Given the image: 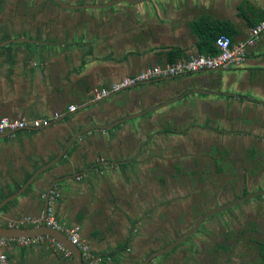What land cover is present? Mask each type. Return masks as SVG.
<instances>
[{
  "label": "crops",
  "instance_id": "crops-1",
  "mask_svg": "<svg viewBox=\"0 0 264 264\" xmlns=\"http://www.w3.org/2000/svg\"><path fill=\"white\" fill-rule=\"evenodd\" d=\"M263 15L264 0H147L35 12L28 20L0 0V44L27 39L0 46V117L52 119L45 128L0 134V202L76 132L137 115L83 133L0 209V225L43 217L46 191L59 179L49 199L57 221L77 228L93 256L108 255L105 264H144L200 211L262 193L211 217L148 264H264V31L240 68L146 81L101 102L93 98L95 88L171 61L175 52L210 54L217 30L200 48L198 20L228 31L237 45ZM70 105L77 110L68 112ZM2 251L7 264L73 262L48 241L8 243Z\"/></svg>",
  "mask_w": 264,
  "mask_h": 264
},
{
  "label": "built area",
  "instance_id": "built-area-1",
  "mask_svg": "<svg viewBox=\"0 0 264 264\" xmlns=\"http://www.w3.org/2000/svg\"><path fill=\"white\" fill-rule=\"evenodd\" d=\"M263 31L264 15L255 25L251 27L249 37L237 45L232 43L229 36L221 34L214 41L216 53L199 54L197 57L190 56L187 58H177L164 64L153 65L140 73L122 78L108 88H95L93 90V98L94 100H100L107 97L111 93H116L121 90L140 85L146 81L173 78L206 71H223L240 68L245 62L247 49L255 43ZM76 110L77 107L75 105H70L68 107V112H75ZM59 116L60 114L55 113L53 119H58ZM51 120V118L27 119L24 117L11 118L9 116H2L0 117V134L6 132L13 134L26 129L45 128L49 126ZM53 194L57 195L56 192H53ZM51 199H54V197L52 196ZM43 222L48 227L63 232L69 241L79 248L82 259L87 264H105L106 262L111 261L108 255L93 256L89 251V246L81 239L78 229L74 227H64L61 225L49 207L45 218H33L26 216L17 219L9 225L12 227H36L41 225ZM44 241H48L54 246V248L63 253L65 256L70 255L60 243L49 237L36 236L32 238L13 239L0 237V264H7V256L2 251V248L8 243H14L17 247L27 248L43 243Z\"/></svg>",
  "mask_w": 264,
  "mask_h": 264
},
{
  "label": "water",
  "instance_id": "water-1",
  "mask_svg": "<svg viewBox=\"0 0 264 264\" xmlns=\"http://www.w3.org/2000/svg\"><path fill=\"white\" fill-rule=\"evenodd\" d=\"M147 0H113L110 1L106 4H102V5H97V4H83L77 7L74 6H67V5H63V2L61 0H56V2L63 6L65 9H70V10H84V9H89V8H105V7H111L114 6L116 4H118L119 2H127L129 4H139L141 2H144ZM17 40H22V39H16V40H9L6 43L3 42L0 44V46H3L7 43H10L12 41H17ZM25 41V40H24ZM200 53H197L195 55H191L194 57L199 56ZM212 72V71H210ZM218 72V71H215ZM117 93V92H116ZM114 95V94H112ZM110 95H108L107 97H104L100 100H96L95 102H101L102 100L109 98ZM163 105H159L157 107H154V109H158V107H161ZM151 109V110H154ZM137 117V115L134 116H128L126 118L120 119L118 121H116L115 123H113L110 126H103V125H92V126H88L86 128H84L81 131L76 132L70 139L69 141L65 144L64 148L62 149V151L50 162L48 163L46 166L41 167L39 170H37L32 176L31 178L25 183V185L18 189V191L14 194H12L11 196H9L8 198L4 199L2 202H0V209L7 203L13 201L17 196H19L20 194H22L26 189H28L32 183L38 178V176L43 172L48 170L49 168H51L52 166L56 165L63 156H65L66 152L68 151V149L71 147L72 143L78 139L81 135H83V133L88 132L90 130L93 129H111L114 128L115 126H117L118 124H121L122 122H125L129 119L135 118ZM60 180H53L51 182V184L49 185L46 194L44 196V216L43 218H45L46 214H47V209L49 207V199L52 193L53 188L55 187V185L57 184V182H59ZM262 193H257V194H252V195H243L242 197L236 198L235 200H233L232 202L222 206V207H218L216 209H214L213 211H210L207 216L215 214L217 212H221L224 210H227L233 206H236L237 204L250 199V198H255L257 196H261ZM206 216V217H207ZM205 217V218H206ZM204 218V219H205ZM203 219V220H204ZM202 220V221H203ZM36 236H43V237H49L52 238L53 240H55L56 242L60 243L67 252H69V254H71L73 262L72 264H83V259H82V255L81 252L79 250V248L76 245H73L69 239L67 238V236L54 228L48 227L44 222L36 227H12L10 225H0V237L1 238H7V239H13V238H32V237H36ZM182 241V240H181ZM180 240L175 241L174 243H172L170 246L166 247L165 249L158 251L156 253H154L151 257H149L144 264H148L149 261L155 257H159L167 252H169L177 243H179ZM261 248V246H260ZM261 251V249H260ZM260 258L261 261L264 262V258L262 257V253H260Z\"/></svg>",
  "mask_w": 264,
  "mask_h": 264
},
{
  "label": "flooded vegetation",
  "instance_id": "flooded-vegetation-1",
  "mask_svg": "<svg viewBox=\"0 0 264 264\" xmlns=\"http://www.w3.org/2000/svg\"><path fill=\"white\" fill-rule=\"evenodd\" d=\"M4 1V0H3ZM15 0H8L7 3H14ZM17 1V0H16ZM37 1V5L40 6L39 9H37V7H33V8H29V7H24L22 10H19V11H16L15 14L16 15H20V16H23L25 17V19H28L31 18V16L34 15L35 12H37V15L38 13H53V11L55 10V8H59V10L62 8V9H65L63 6L59 5L56 0H48L50 2H52V4L54 5V8H47L45 9V4H46V0H35ZM63 2V5H67V6H74V7H77V6H80V5H83V4H73V3H68V2H65V0H61ZM113 1V0H111ZM91 4H95V3H91ZM39 10V11H38ZM65 10H70V9H65ZM14 12V10H13ZM55 12V11H54ZM30 16V17H29ZM29 17V18H28ZM23 41L25 40L27 42V39H22ZM4 42V41H3ZM96 101V100H95ZM154 109V108H152ZM239 198V197H238ZM235 200V199H233ZM232 200V201H233ZM232 201H229L227 203H224L220 206H216V207H208L206 210H203V212H201L197 218H195L194 222H192V224L184 231L182 232L180 235L176 236L174 238L173 241H171L170 243L166 244L165 246H163L159 251L165 249L166 247L170 246L172 243H174L175 241H178L180 240L179 243H177L173 248H175L176 246L182 244V242H185V241H188L190 238H192L199 230L200 228L205 224V222H207L211 217H214L215 215L217 214H223L227 211H229L231 208L227 209V210H224V211H221V212H217L215 214H212V215H209L207 216V214L210 212V211H213L214 209L216 208H220ZM234 207V206H233ZM186 216H187V213L185 212ZM207 216V217H206ZM206 217V218H205ZM205 218V219H204ZM204 219V220H203ZM203 220V221H202ZM182 240V241H181ZM172 248V249H173ZM158 252V251H157Z\"/></svg>",
  "mask_w": 264,
  "mask_h": 264
},
{
  "label": "trees",
  "instance_id": "trees-1",
  "mask_svg": "<svg viewBox=\"0 0 264 264\" xmlns=\"http://www.w3.org/2000/svg\"><path fill=\"white\" fill-rule=\"evenodd\" d=\"M193 29L195 30V32L197 34H199V36H201V39H200V43H199V47L200 48H206L208 46V42H207V36L209 35H213V31L217 30L216 33H214V41L215 39L221 35V34H225L227 36H229V32L228 31H225V30H220L218 29L217 25H215V23H211L207 20H204V19H201V20H198L197 22H195L193 24ZM214 49V48H213ZM210 54H214L216 53V50H210L209 51ZM179 58V55L178 53H174L171 55V61L175 60ZM261 253H262V257L264 258V245L261 246ZM83 264H87L86 262L84 263L83 261Z\"/></svg>",
  "mask_w": 264,
  "mask_h": 264
},
{
  "label": "rangeland",
  "instance_id": "rangeland-1",
  "mask_svg": "<svg viewBox=\"0 0 264 264\" xmlns=\"http://www.w3.org/2000/svg\"><path fill=\"white\" fill-rule=\"evenodd\" d=\"M8 2V0H4L3 4L6 5V7L9 5L10 8H12V10H14V12L22 10L24 7H29V8H33V7H37V9H39L40 6H38L36 3L37 1L35 0H15L14 3H5ZM50 1L46 0V4H45V9L46 7L52 8V6H47V3L49 4ZM3 7V6H2ZM2 11H4V9L1 8ZM39 11V10H38ZM54 11H59V8H55ZM203 211H200V213Z\"/></svg>",
  "mask_w": 264,
  "mask_h": 264
}]
</instances>
